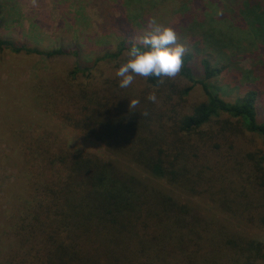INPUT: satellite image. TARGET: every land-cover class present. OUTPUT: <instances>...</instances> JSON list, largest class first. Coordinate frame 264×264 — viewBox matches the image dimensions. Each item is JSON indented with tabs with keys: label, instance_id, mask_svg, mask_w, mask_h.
I'll return each instance as SVG.
<instances>
[{
	"label": "trees",
	"instance_id": "16d2710c",
	"mask_svg": "<svg viewBox=\"0 0 264 264\" xmlns=\"http://www.w3.org/2000/svg\"><path fill=\"white\" fill-rule=\"evenodd\" d=\"M123 4L126 30L95 59L109 70L46 73L16 92L0 82V135L16 167L0 196V264H264V0L177 3L181 16L192 6L204 17L202 34L183 22L192 45L180 79L126 89L115 71L136 42L139 1ZM14 47L0 38V49ZM240 54L249 68L234 67ZM223 71L244 80L234 102L210 84ZM196 84L205 98L188 102Z\"/></svg>",
	"mask_w": 264,
	"mask_h": 264
},
{
	"label": "rangeland",
	"instance_id": "374dc122",
	"mask_svg": "<svg viewBox=\"0 0 264 264\" xmlns=\"http://www.w3.org/2000/svg\"><path fill=\"white\" fill-rule=\"evenodd\" d=\"M123 1L129 0H0V38L11 39L15 45L14 50L0 49V82L6 84L10 92H16L21 87L25 89V84L32 83L46 73H55L64 78L76 67L83 69L92 66L95 69L94 74L99 70H109L110 64L96 63L95 59L102 55L105 48H110L108 42L117 36L116 33L121 34L125 29L124 26L122 28L118 25L121 23L120 17L123 16L121 12L125 8ZM138 1L137 6L130 7L138 25L135 24L136 27L129 37L136 42L142 34L151 29L154 18L158 23L172 27L178 35V42L183 43L185 49L190 48L192 42L190 35H182L183 27L186 26L184 21L193 20L192 31L203 33V26L200 24L204 20L202 10L198 11L190 6L187 20L183 18L188 15L181 16L183 13L175 12L176 4H182L184 0ZM173 2L177 3L173 5ZM165 3L166 12H157V7ZM22 44L36 46L42 51L62 46L66 52L48 58L17 50ZM111 50L115 52L116 47L111 46ZM203 55H207L217 65L224 61L222 58L217 59L210 49ZM122 57L126 59L125 53ZM234 60V67L236 64L240 68L250 67L251 60L247 56L240 54ZM177 78L180 79L179 74L172 79ZM78 80L84 82L86 79L82 74ZM240 80L223 71L220 76L210 80V84L218 88L217 91L220 90L218 92L224 99L234 102L243 93L244 80ZM135 81L145 84L146 80L137 76ZM182 84H186V81L183 80ZM204 98L205 93L199 84L194 85L187 96L188 102L202 101ZM258 108L264 112L262 102H258ZM2 113L0 107V117ZM3 123L4 120L0 119V125ZM74 136L77 135L73 134ZM80 141L83 143L82 139ZM84 144L91 148V143ZM10 149V142L0 135V196L16 174V167L9 158ZM2 202L3 207L9 205L6 198H3ZM258 236L263 234L259 233Z\"/></svg>",
	"mask_w": 264,
	"mask_h": 264
},
{
	"label": "clouds",
	"instance_id": "9594fccd",
	"mask_svg": "<svg viewBox=\"0 0 264 264\" xmlns=\"http://www.w3.org/2000/svg\"><path fill=\"white\" fill-rule=\"evenodd\" d=\"M185 51L184 44L178 42L176 31L154 18L151 29L142 34L138 42L127 47L126 59L115 71L118 86L121 89L132 86L137 76L145 79L155 77L161 82L165 78H175L181 72ZM147 99L156 103L157 95L152 92ZM139 103L138 99L130 100V108Z\"/></svg>",
	"mask_w": 264,
	"mask_h": 264
}]
</instances>
